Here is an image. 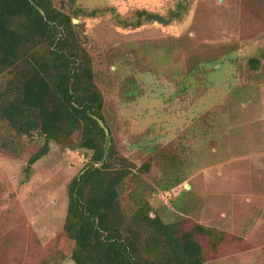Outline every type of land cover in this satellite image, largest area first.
<instances>
[{"label":"rangeland","instance_id":"obj_1","mask_svg":"<svg viewBox=\"0 0 264 264\" xmlns=\"http://www.w3.org/2000/svg\"><path fill=\"white\" fill-rule=\"evenodd\" d=\"M53 2L76 25L110 144L130 165L119 187L124 211L145 200L165 222L211 230L198 238L204 264H264V67L248 64L264 65V0ZM137 10L181 14L167 25L123 27ZM80 137L68 148L49 142L25 171L44 138L0 122V264H74L55 246L67 184L90 164Z\"/></svg>","mask_w":264,"mask_h":264},{"label":"trees","instance_id":"obj_2","mask_svg":"<svg viewBox=\"0 0 264 264\" xmlns=\"http://www.w3.org/2000/svg\"><path fill=\"white\" fill-rule=\"evenodd\" d=\"M180 14L137 10L121 23L125 28L155 21L167 25ZM75 26L53 0H0V77L8 75L0 86V122L17 136L44 138L25 171L48 153L49 142L70 147L77 130V147L91 152L90 164L67 184L57 258L74 264H204L198 238L210 237L211 230L199 224L183 230L178 222H165L145 200L130 214L122 208L119 187L131 168L95 119L106 126L92 60ZM248 64L251 70L264 67L255 57ZM149 169L147 162L143 170ZM183 182L180 178L163 189Z\"/></svg>","mask_w":264,"mask_h":264},{"label":"water","instance_id":"obj_3","mask_svg":"<svg viewBox=\"0 0 264 264\" xmlns=\"http://www.w3.org/2000/svg\"><path fill=\"white\" fill-rule=\"evenodd\" d=\"M74 22H77L76 20ZM98 122V124L100 125L101 128H103L105 134H106V137H107V140L110 139V136H109V130L108 128L105 126V124L98 118H95ZM186 188H188V186H186Z\"/></svg>","mask_w":264,"mask_h":264}]
</instances>
